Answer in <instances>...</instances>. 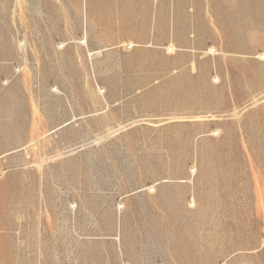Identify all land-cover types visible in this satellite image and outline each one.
<instances>
[{"label": "rangeland", "instance_id": "obj_1", "mask_svg": "<svg viewBox=\"0 0 264 264\" xmlns=\"http://www.w3.org/2000/svg\"><path fill=\"white\" fill-rule=\"evenodd\" d=\"M178 9L210 45L0 0V264H264V0Z\"/></svg>", "mask_w": 264, "mask_h": 264}, {"label": "crops", "instance_id": "obj_2", "mask_svg": "<svg viewBox=\"0 0 264 264\" xmlns=\"http://www.w3.org/2000/svg\"><path fill=\"white\" fill-rule=\"evenodd\" d=\"M183 1L185 2L180 3L176 0H82L87 19L82 38L85 41L83 46H86V39L104 42L106 40L111 42L151 40L156 46L170 48L172 45L175 50H189L196 48V40L201 37L202 33L205 35L208 32V38H204L207 43L204 47L210 45L212 43L211 32H213L210 22L204 27H200L192 20H187L183 24L177 22L175 14L178 8L180 13L186 14L189 8H197L200 3V0ZM128 18H132V23L135 24L131 30L123 27L129 24ZM106 23H111V26L106 28ZM96 24L99 26L96 27ZM115 24H119L121 28H115ZM99 49L98 47L97 53ZM87 52L92 54L95 51L87 50ZM22 77L28 87L29 75L24 72ZM62 125L63 123L58 127Z\"/></svg>", "mask_w": 264, "mask_h": 264}, {"label": "bare ground", "instance_id": "obj_3", "mask_svg": "<svg viewBox=\"0 0 264 264\" xmlns=\"http://www.w3.org/2000/svg\"><path fill=\"white\" fill-rule=\"evenodd\" d=\"M84 42H85V41H84L83 39H80V40H79V43L82 44V45H84ZM20 44H21V43H20ZM85 44H86V43H85ZM63 45H64V43H61V44H59L58 47H62ZM209 50L212 51L211 48H210ZM93 52H94V51H93ZM87 55L91 56V52H88ZM260 56H262V55H260ZM89 59H91V58H89ZM100 90H101V89H100ZM101 93H102V90H101Z\"/></svg>", "mask_w": 264, "mask_h": 264}]
</instances>
